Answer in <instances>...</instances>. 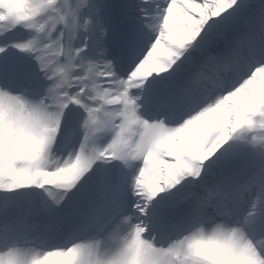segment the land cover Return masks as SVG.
<instances>
[{
    "label": "clouds",
    "instance_id": "9594fccd",
    "mask_svg": "<svg viewBox=\"0 0 264 264\" xmlns=\"http://www.w3.org/2000/svg\"><path fill=\"white\" fill-rule=\"evenodd\" d=\"M234 4L169 0L160 19L145 20L148 49L128 71L121 56L100 66L83 54L77 44L92 25L72 17L66 0H0V54L15 50L35 65L24 78L0 73V197L37 193L51 216L98 162H117L132 198L130 209L108 220L42 225L21 213L17 229L0 237V264H264V231L249 227L264 218V184L245 193L247 206L236 214L209 205L164 234L150 216L161 194L199 180L241 125L264 119V64L228 87L231 64L250 55L245 50L197 89L180 86L160 99L152 88L203 26ZM95 26L107 30L98 19ZM131 89L135 96H126ZM69 110H78L71 129ZM247 143L264 156V132Z\"/></svg>",
    "mask_w": 264,
    "mask_h": 264
},
{
    "label": "rangeland",
    "instance_id": "374dc122",
    "mask_svg": "<svg viewBox=\"0 0 264 264\" xmlns=\"http://www.w3.org/2000/svg\"><path fill=\"white\" fill-rule=\"evenodd\" d=\"M102 1L106 6V15L112 16L111 22L114 24V26H112L111 23H103L104 27L107 29V35L100 40L101 48L106 53L105 50L109 49L112 46L116 51L114 55L108 56V59H112L113 57L120 56L121 47L123 44L120 41V38L127 39L137 35V33L139 32L138 29H133V17H128V20H122L121 22H119L118 19L120 16V12L122 11L123 7L128 12L130 11L132 14L135 13V11L141 12L140 8L138 7V4H140L141 0H95L96 5L98 7H101ZM90 2H93L95 6L93 0H90ZM261 5L264 6V0H249L248 2L246 0H243V6L240 12L235 17L234 21L228 26L224 33V36L213 42L207 48L205 54L211 56L223 55L227 45V39L230 38H235L238 46L242 39H248L254 42V49H246L245 51L247 53H250L253 50H257L256 52L264 50V32L261 31L258 24V19L261 15H264V8H262ZM103 11L105 12V9L101 10V12ZM122 22L123 24L127 25L125 28L123 27ZM135 30L137 32H135ZM15 35L22 36L23 33L18 29ZM254 38H256L257 42L254 40ZM231 47L233 46L231 45ZM16 55H18V57L20 56V54H17L15 52V50L8 51V54L6 56L4 54H0V64L3 63L4 57H14ZM201 58L202 57L198 56L196 58V63H199ZM66 117H68V119L65 122V126L66 128L71 129L78 119V110H69ZM250 136L251 135H248L245 138L234 136L229 141H227L228 145L225 146L226 148H224L223 146L224 151L222 152V154L213 155V157H211L209 161L205 162L206 168L202 170V177L200 178L199 182H184L181 185L177 186V195L175 196L178 197L179 201L181 202V206H184L185 203L183 200L190 195H186V191L190 190V193L195 194V198H197L198 200L202 199V196L207 195V192L210 191L209 188L205 187L202 183H209L208 185L212 184L214 180H217L220 171L226 170L228 168H235L238 170L240 169L244 172L252 171L254 173L252 175V179H256L257 182H259V179H263L264 181V156H261L257 151L253 150L252 147L247 143ZM241 152H243L247 156V158L238 159L237 155L243 154ZM204 170H206L207 172H204ZM110 172L115 173L114 179L117 180L122 179L124 176H126L125 171L117 162H112L110 164H103L98 162V164L94 167L93 172L90 174L80 190L73 194L67 202H70L73 197L76 199V203H81L80 197L84 199L86 197H89L90 199L94 198L97 200H103L106 196L107 191L109 190V186L106 180L109 177L108 173ZM172 191H174V189ZM26 194L27 196H29L30 193ZM26 194H24V196H26ZM31 194L35 199H39L40 197L37 193ZM168 194H161V200L163 201V198ZM213 196L214 194H210L209 197H206L204 203ZM17 198L21 203L22 201L19 199V196H7V201H5V203H3L0 207V218H2L3 215L7 216L6 214H10L8 215L9 218L16 217L15 214H17L18 212L14 210V208H12L11 202H14ZM226 202L227 203L226 205H224V207H228L231 203L229 199H226ZM31 204L32 202L27 203V205L29 206ZM35 205L40 209H43V206H41L40 203H35ZM63 208L56 210L53 216H56L59 218V220H61L60 217H62L63 215H67V213H64L67 212L66 210H68V204H65ZM127 209L128 206H126V210ZM229 209L230 208L228 207V210ZM28 210L29 214H38L37 208L35 206H32V209L28 208ZM68 212H70V210H68ZM18 215L20 216V214ZM44 221H46V218H44Z\"/></svg>",
    "mask_w": 264,
    "mask_h": 264
},
{
    "label": "snow or ice",
    "instance_id": "6c2138e0",
    "mask_svg": "<svg viewBox=\"0 0 264 264\" xmlns=\"http://www.w3.org/2000/svg\"><path fill=\"white\" fill-rule=\"evenodd\" d=\"M90 0H75V6H72L71 0H66L68 11L71 16L81 22H88L92 27L87 32V38L83 36L78 41L77 46L83 47V54L89 59L96 61L103 66V61L108 58L105 56L104 50L98 46V42L107 35V30L103 28H97L95 26L96 19L85 14L86 8L89 6ZM197 5H202L205 0H192ZM169 0H141L139 8L145 20L147 19H160L163 16V10L168 6ZM243 6V0H235V4L227 11H222L220 15L214 16L203 26L194 43H192L188 50L184 53L180 60L173 66L172 71L164 78L173 84L177 85V88L184 86L189 89H197L204 80L212 79L214 74L219 72L223 67L226 60L229 59L231 54L240 50L254 49V42L248 39H242L238 47H232L226 50L225 54L220 56L206 55L207 48L215 42L217 39L222 38L228 26L234 21L235 17L240 12ZM193 12L197 9H192ZM258 24L262 32H264V15H261L258 19ZM97 42L95 47V58H92V52L90 49L93 46V42ZM149 40L146 39L144 30H141L137 35L127 38L123 41L120 56L122 57L128 71L134 67L144 56L148 49ZM27 47V45H25ZM254 50L250 52V55L243 59L237 58L235 62L231 64L233 71L236 73V77L232 79L228 87H234L239 80L251 73V71L264 64V57H256L252 55ZM202 57L199 63H196L197 57ZM2 67V64H0ZM136 91L131 89L126 93L128 97H134ZM206 99L201 97L202 102H206ZM131 102L130 100L128 101ZM250 132L255 134L257 132H264V119H257L253 117L250 123L241 125L237 131ZM233 137H230L231 139ZM213 157V156H212ZM249 227L253 232L264 231V218H258L253 220Z\"/></svg>",
    "mask_w": 264,
    "mask_h": 264
},
{
    "label": "bare ground",
    "instance_id": "6f19581e",
    "mask_svg": "<svg viewBox=\"0 0 264 264\" xmlns=\"http://www.w3.org/2000/svg\"><path fill=\"white\" fill-rule=\"evenodd\" d=\"M247 2L249 0H246ZM245 3V2H244ZM98 12H100V7H96L94 6L93 2L89 3V6L86 8V13L88 15H92L95 19H98L102 24L105 23V21H107L108 23H111L112 26H114V24L111 22V18L112 16H100V14H98ZM125 10H122L120 12V16H119V22L120 19L123 17H127L126 19L128 20V17L133 16V29L138 28L139 31L144 30V22H145V17L143 16L142 13H134V14H126ZM137 12V11H135ZM135 32H137L135 30ZM231 45L233 47H237L238 43L235 40V38H230L227 39V45L226 48L224 50V54L226 52L227 49L232 48ZM97 46V42H93V46L90 49V51L92 52V58H95V47ZM98 46L101 47V42H98ZM110 49H113V47L111 46ZM110 51V50H109ZM256 52V51H254ZM105 53V52H104ZM109 53H105V56L108 57ZM2 67H0V73H4L5 75H17L20 78H24L28 75H31L34 73V69H35V65L34 63L30 60V58H27L25 56H19V57H11V56H7L3 58V63ZM165 79H158L156 81V83L153 85L155 86L156 84L159 85L158 89L153 88V91H157L156 94L160 99H171L174 97L175 91L174 89H172V85L168 84L167 87L164 86H160L165 84ZM68 118H65V122ZM252 133L250 132H240L237 133L235 135V137H243L245 138L248 135H251ZM228 145L227 142L221 146L220 149L217 150V152L214 155H218V154H222V152L224 151V148H226L225 146ZM206 168V167H204ZM204 172H207L206 170H204ZM252 174H254L253 172H244L242 170H238L235 168H228L226 170H223L222 172L219 173L218 179L216 180V182L213 184V190L217 193L215 196V199L211 201V205L217 207V208H221L220 206V201H224L226 202V199H230L231 203L229 207H232V210L234 212V214L239 213L240 212V208L243 209L244 207L247 206V202L244 199V191L243 188H246V192H249L250 190H254V187H257L261 184H264V182L261 183V180L259 182H257L255 179H252ZM202 177V176H201ZM200 180V179H199ZM199 180H197L199 182ZM125 180L122 181V183H120L116 188H114V191L112 192L111 196H110V200L107 202H103V204H101V206L97 207L95 204L91 205L88 201H85L81 204H76L74 206V208L76 209V212L73 216L71 217H66L64 218V220H71L72 222H76V220L79 218V221L84 220L85 218H88L92 215H99L101 217H103L105 220H108L109 218H111L112 213L116 212V211H121L124 210L123 209V204L126 203V200H128L129 202V206L131 205L130 201H129V193L127 195V199H125V191H124V186H125ZM109 183H114L112 179H109ZM174 191H176V189H174ZM176 193V192H175ZM173 194H169L168 196H171ZM165 197V199H166ZM193 197V195H192ZM190 199V198H188ZM192 201H188L186 202V208H188L186 217L184 220L194 216L195 214H197L200 210H202L203 208H206L208 206H204L202 205V201L200 200H194L191 199ZM245 200V201H244ZM178 203L177 198H175V200L173 201L171 206L167 207V213L162 214V209L164 208V204L160 203L159 200L158 202H156V205L154 203V205L151 208V211L154 208H157V210H155L154 212H150V215H152L153 217H156V222H159V225L156 229H158L159 231H161V234L165 233V230H169V229H173V228H177L180 226L179 223H177L179 221L180 217V212H182V210H184L185 208H181L178 211H175V205ZM105 204V205H104ZM179 204V203H178ZM78 205H82L83 209L82 211L84 212H80L77 209ZM183 220V219H182ZM152 222L153 225L156 224ZM19 223L17 225H10L8 221L2 220L1 224H0V237H4L7 236L9 233L13 232L14 230L17 229ZM43 225V224H42Z\"/></svg>",
    "mask_w": 264,
    "mask_h": 264
}]
</instances>
